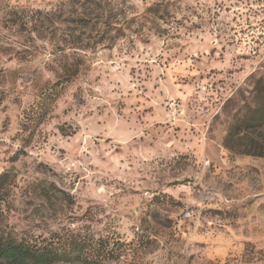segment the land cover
I'll use <instances>...</instances> for the list:
<instances>
[{
    "label": "rangeland",
    "instance_id": "obj_1",
    "mask_svg": "<svg viewBox=\"0 0 264 264\" xmlns=\"http://www.w3.org/2000/svg\"><path fill=\"white\" fill-rule=\"evenodd\" d=\"M263 90L264 0H0L2 234L57 264H264Z\"/></svg>",
    "mask_w": 264,
    "mask_h": 264
},
{
    "label": "trees",
    "instance_id": "obj_2",
    "mask_svg": "<svg viewBox=\"0 0 264 264\" xmlns=\"http://www.w3.org/2000/svg\"><path fill=\"white\" fill-rule=\"evenodd\" d=\"M261 102L248 115V130L252 133L264 124V90ZM248 155L264 157V143H259L253 137H248ZM2 180L0 177V205L2 201ZM1 212V210H0ZM63 257L51 245H37L4 237L0 230V264H57ZM82 264H102L92 258L81 259Z\"/></svg>",
    "mask_w": 264,
    "mask_h": 264
},
{
    "label": "built area",
    "instance_id": "obj_3",
    "mask_svg": "<svg viewBox=\"0 0 264 264\" xmlns=\"http://www.w3.org/2000/svg\"><path fill=\"white\" fill-rule=\"evenodd\" d=\"M184 216L187 219H191L194 216V213H193L192 210H188V211L185 212Z\"/></svg>",
    "mask_w": 264,
    "mask_h": 264
}]
</instances>
